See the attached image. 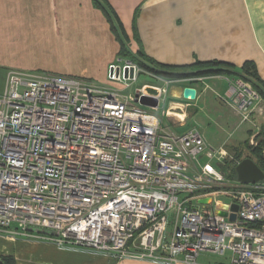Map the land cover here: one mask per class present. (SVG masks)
I'll return each mask as SVG.
<instances>
[{"label": "built area", "instance_id": "2783aa9c", "mask_svg": "<svg viewBox=\"0 0 264 264\" xmlns=\"http://www.w3.org/2000/svg\"><path fill=\"white\" fill-rule=\"evenodd\" d=\"M141 72L157 82L133 95L112 86L127 87ZM207 77H165L123 58L108 66L111 87L9 70L0 94V237L34 236L116 260L195 264L208 252L264 264V180H227L214 164L231 156L225 147L163 124L169 87ZM230 82L235 108L249 119L261 96L241 77Z\"/></svg>", "mask_w": 264, "mask_h": 264}, {"label": "crops", "instance_id": "0c3cea01", "mask_svg": "<svg viewBox=\"0 0 264 264\" xmlns=\"http://www.w3.org/2000/svg\"><path fill=\"white\" fill-rule=\"evenodd\" d=\"M118 22L124 39L118 35ZM68 49L77 50L87 65L75 68L61 54ZM119 58L163 65L158 68L174 72L197 71L199 62L228 63L230 67H222L220 74L206 75L204 82H184L179 92L174 91L177 100L171 101L165 116L175 126L180 120V126L185 125L189 109L204 100L207 80L228 82L224 89L228 104L230 80L239 77L237 73L246 62L253 63L264 83V0H0V94L11 69L77 75L94 81L107 78L109 64ZM187 86L196 88L195 99L183 96ZM244 130V137L234 142L242 140L244 145L248 127ZM1 238L0 255H13L16 264H158L116 260L108 253L84 249H61L34 236L14 241ZM195 264H230V255L204 252Z\"/></svg>", "mask_w": 264, "mask_h": 264}, {"label": "rangeland", "instance_id": "374dc122", "mask_svg": "<svg viewBox=\"0 0 264 264\" xmlns=\"http://www.w3.org/2000/svg\"><path fill=\"white\" fill-rule=\"evenodd\" d=\"M61 54L65 56L75 68H81L87 65L86 60L80 56V53L77 50L68 49ZM94 82L102 86L111 87V83L107 78L102 79V77H100L99 79H94ZM156 82V79L152 76L145 72H141L135 81H129L127 87H125L124 84H112V86L118 90L122 89L121 92L124 95H133L135 90L142 85ZM183 84L184 82H176L169 87L166 106L168 105V102L177 100L176 97L173 96V93L174 91H176V93L179 92L182 89ZM205 86L204 100L199 99L197 101V106L189 109L190 114L187 115L186 122H184L185 125L180 126V123L178 122L177 125L179 126H175L173 125L171 118L165 115H163L162 119L163 124L168 125L178 134L185 133L186 131L195 128L202 134L208 144L214 148L219 146V144L228 141L224 146L231 156L225 159L221 158L220 160H215L214 164L219 171L223 173L227 180L234 182L237 180V175L233 173V166H236V162L241 160V158L250 157L252 149H254L264 138V102L261 100L259 104H257V109H254L250 114V118L245 120L235 108L232 98L229 104L222 100V98L228 100L224 90L228 86L226 80H207L204 87ZM197 87L199 90L202 88L199 85ZM232 109H234L237 114ZM158 114L162 116L161 111H159ZM251 120L252 122H250ZM245 127H248L247 138L249 143L242 145L241 140L240 142L237 141V144V142L234 141L244 137L246 134L244 130ZM249 131L253 132V134H249ZM252 139L253 142H251ZM201 159L203 161V157H201ZM216 199L220 202L229 201L225 196H220ZM173 224L174 221L169 225V232H171ZM0 240L4 239L1 238Z\"/></svg>", "mask_w": 264, "mask_h": 264}, {"label": "trees", "instance_id": "16d2710c", "mask_svg": "<svg viewBox=\"0 0 264 264\" xmlns=\"http://www.w3.org/2000/svg\"><path fill=\"white\" fill-rule=\"evenodd\" d=\"M96 1L98 2V0H96ZM100 2H102V0H99V3ZM105 6L108 7L109 5L106 4ZM108 9H109V7H108ZM112 14H113V12H112ZM115 18L117 20V17H115ZM117 27H118L117 31H118L119 37L124 39L125 33L122 29L121 23L118 22ZM123 52H124V54H128V53H126L125 49H123ZM137 62L141 65V67L149 68L150 70L157 71L160 74H163L166 76H171V77H176V78H180V76L185 77V76H192V75L220 74L221 72H223L222 67H228L229 66L228 63H223L220 61H211V62H207V63L199 62V63H197V65L200 66L201 69H199L197 71H190V72H184V71H181V72L177 71L176 72L175 71L174 72L171 70H165V69L158 68V66L163 67V65H152V64L150 65V64H146V63L141 62V61H137ZM156 66H157V68H156ZM231 72H233V71H231ZM237 74L239 75V77L250 82L252 87L259 93L262 100L264 101V83L258 78L257 72L253 66V63L246 62L244 64V66L242 67L241 71L238 72ZM248 143H249V140L247 139L244 144H248ZM263 149H264V138L259 142V144L254 149H252L251 154H250V158H252L261 167V169L264 171ZM242 159H244V158H241V160ZM235 167L236 166L234 165L233 166V169H234L233 173L234 174H236ZM0 260L3 261L4 264H16V260H15L14 256L11 254H1Z\"/></svg>", "mask_w": 264, "mask_h": 264}, {"label": "water", "instance_id": "95a60500", "mask_svg": "<svg viewBox=\"0 0 264 264\" xmlns=\"http://www.w3.org/2000/svg\"><path fill=\"white\" fill-rule=\"evenodd\" d=\"M197 94V90L194 87L187 86L184 88L183 96L186 99H195ZM144 104H151L156 105V101L149 102L148 98L143 99ZM236 174H237V180L243 183H254L264 180V171L261 169V167L250 157H246L242 159L235 167ZM209 201L208 198H202L199 200L200 203H207ZM233 210L236 211L238 209V206L234 204L232 206ZM220 214L223 216H227L226 211H220ZM230 219L235 220L236 219V213L233 212L230 214ZM0 264H4L3 261L0 260Z\"/></svg>", "mask_w": 264, "mask_h": 264}]
</instances>
